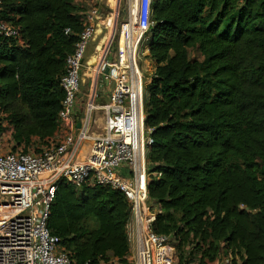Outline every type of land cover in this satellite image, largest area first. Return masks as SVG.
I'll return each instance as SVG.
<instances>
[{
	"label": "trees",
	"instance_id": "trees-1",
	"mask_svg": "<svg viewBox=\"0 0 264 264\" xmlns=\"http://www.w3.org/2000/svg\"><path fill=\"white\" fill-rule=\"evenodd\" d=\"M76 0H0V136L11 152L58 132ZM144 83L152 229L181 264H264V0H152ZM69 29L66 34L65 30ZM131 204L108 186L56 183L47 227L73 264L125 263ZM223 244V246L221 245ZM196 261V263H195Z\"/></svg>",
	"mask_w": 264,
	"mask_h": 264
},
{
	"label": "built area",
	"instance_id": "built-area-1",
	"mask_svg": "<svg viewBox=\"0 0 264 264\" xmlns=\"http://www.w3.org/2000/svg\"><path fill=\"white\" fill-rule=\"evenodd\" d=\"M84 1L88 8L77 12L82 31L65 59L59 82L64 98L56 138L37 150L0 154V264H73L47 227L61 177L76 190L96 184L125 195L133 217L128 230L133 264H181L169 237L152 229L157 212L147 194L146 153L152 139L143 124L144 76L138 51L153 25L152 0H127L128 19L118 29L114 56L95 67L98 81L110 84L107 102L98 104L99 94L87 92L79 105L87 49L98 19L108 8L104 0ZM132 1L138 2L136 14ZM0 37L14 38L22 45L18 28L10 23L0 21ZM98 127L101 135L94 134ZM217 260V264H232L230 254H221Z\"/></svg>",
	"mask_w": 264,
	"mask_h": 264
},
{
	"label": "rangeland",
	"instance_id": "rangeland-1",
	"mask_svg": "<svg viewBox=\"0 0 264 264\" xmlns=\"http://www.w3.org/2000/svg\"><path fill=\"white\" fill-rule=\"evenodd\" d=\"M79 6L83 4V8L86 10L88 8V5L84 3V0H78L77 3ZM107 4V3H106ZM109 12L112 14L111 15V20H110V28L112 29L114 27V34L112 31V34L114 35V40L112 41L114 44L110 45V49L108 51V57L106 58H112L115 53V44H116V39L118 36V29L120 28V25L122 22H125L128 19V14H127V0H118L117 7L116 8H110ZM108 12V13H109ZM110 16V15H109ZM116 19V21H115ZM110 29V30H111ZM146 40L143 42V46L139 49V67L141 69V72L144 76V83L146 84L149 81L150 76L152 75L153 69H154V64L151 61H148L147 57V50L144 45ZM92 53L87 51V56H86V63H87V58L88 56ZM146 54V55H145ZM103 59V58H102ZM85 63V68L83 69V77H82V86L80 89V94L83 95V98H86V93L89 91L90 95L92 96L95 92L99 94V97H97V103L102 104L107 102V97H108V90L110 89L109 87L104 88V86L97 81V73H96V68L94 67L93 70L89 71L86 73V68L87 65ZM143 66V67H142ZM100 83V84H99ZM5 126L6 130L1 134L0 136V154H4L8 151H12V143L9 140V133L7 129L6 123L3 124ZM34 147H31L33 149ZM35 149V148H34ZM20 150V149H18ZM78 191L80 189H77ZM216 260L213 263L210 264H217ZM196 263V261H195Z\"/></svg>",
	"mask_w": 264,
	"mask_h": 264
},
{
	"label": "crops",
	"instance_id": "crops-1",
	"mask_svg": "<svg viewBox=\"0 0 264 264\" xmlns=\"http://www.w3.org/2000/svg\"><path fill=\"white\" fill-rule=\"evenodd\" d=\"M76 2V7L78 8V10H77V12H81V11H84L85 9L83 8V4H81L80 6L77 4L78 3V0H76L75 1ZM104 2H105V4L108 6V8H106V10L104 11V13H102L101 14V18H103V17H105V16H108V18H109V22H110V20H111V13L109 12V10H110V8H116L117 7V3H118V0H104ZM84 3L86 4V1H84ZM132 3L134 4V6H135V8H134V6H132V13L133 14H136L137 13V10H138V8H137V6H138V2L136 1H132ZM109 12V13H108ZM110 16H109V15ZM99 20V19H98ZM115 21H116V19H115ZM97 25V24H96ZM95 29H96V26H95ZM111 29V28H110ZM114 30V27L111 29V30H109L108 32H109V36H108V40H107V43H105V45H103V54H102V56H101V58H100V60H99V53H100V47L97 45V42H98V39H99V37L98 38H94L93 37V41L89 44V46H88V49H87V51H89V49H90V52L92 51V53L88 56V58H87V63H86V65H87V67L88 68H86V73L87 72H89V71H91V70H93L94 69V67H96L97 66V64L99 63V62H101V60H103V59H105L106 57H108L107 55H108V51H109V49H110V45L111 44H114L112 41L114 40V32H113V34H112V31ZM115 48H116V44H115ZM148 52V51H147ZM146 55V54H145ZM87 56V55H86ZM103 58V59H102ZM148 61H150L151 62V60L148 58ZM143 67V66H142ZM97 81H98V79H97ZM100 84V83H99ZM103 86H104V88H106L107 89V87H109L110 88V84H106V83H104L103 84ZM109 91L110 90H108V94H109ZM89 92V91H88ZM85 101V99L83 98V95L82 94H78V102H79V105H82V103ZM97 117H100V114H97ZM100 120V119H99ZM97 123H98V126L100 127V128H102V122H101V120H100V122L99 121H97ZM98 127V128H99ZM99 128V131H97V130H95L94 131V134L95 135H101V133H102V130ZM9 140H10V133H9ZM122 173H124V174H126L127 173V171L126 170H122ZM153 211L154 212H158V207L157 206H154L153 207ZM133 221V217H132V215H131V217L129 218V223L127 224V231L129 230V224L131 223ZM128 251H129V254H128V256L126 257V262L125 263H123V264H133V252H134V246H133V242L128 238ZM100 264H122V263H119V262H117L115 259H113V260H110L109 262H107V263H100Z\"/></svg>",
	"mask_w": 264,
	"mask_h": 264
},
{
	"label": "bare ground",
	"instance_id": "bare-ground-1",
	"mask_svg": "<svg viewBox=\"0 0 264 264\" xmlns=\"http://www.w3.org/2000/svg\"><path fill=\"white\" fill-rule=\"evenodd\" d=\"M108 20H109L108 16L100 18L97 22L96 29L94 32V38L99 37L98 42H97V45L100 47L99 60L103 54V48L102 47H103V45H105V43H107L108 36H109L108 31L110 30V23L108 22ZM97 121L100 122L99 119H97Z\"/></svg>",
	"mask_w": 264,
	"mask_h": 264
}]
</instances>
